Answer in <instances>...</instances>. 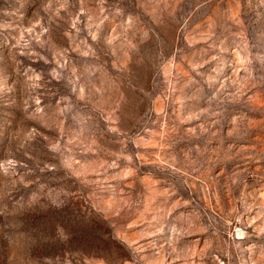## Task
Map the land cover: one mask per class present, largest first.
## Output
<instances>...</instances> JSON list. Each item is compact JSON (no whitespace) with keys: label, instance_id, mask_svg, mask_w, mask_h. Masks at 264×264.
<instances>
[{"label":"rangeland","instance_id":"rangeland-1","mask_svg":"<svg viewBox=\"0 0 264 264\" xmlns=\"http://www.w3.org/2000/svg\"><path fill=\"white\" fill-rule=\"evenodd\" d=\"M0 264H264V0H0Z\"/></svg>","mask_w":264,"mask_h":264}]
</instances>
